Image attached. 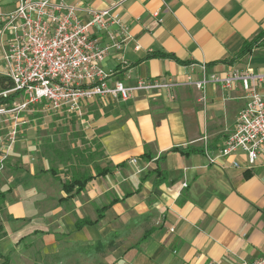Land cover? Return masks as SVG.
<instances>
[{
	"label": "crops",
	"instance_id": "crops-1",
	"mask_svg": "<svg viewBox=\"0 0 264 264\" xmlns=\"http://www.w3.org/2000/svg\"><path fill=\"white\" fill-rule=\"evenodd\" d=\"M118 1L68 3L102 10ZM13 8V0H0V13ZM117 12L130 40L103 62L111 80L184 82L200 78L201 65L219 76L264 72V0H126ZM245 102L236 84L140 93L110 104L114 115L97 138L108 173L79 194L49 181L40 162L7 163L0 254L8 264L46 257L50 264H233L264 257V155L253 166L241 153L209 165L203 152L205 143L213 152L224 145ZM102 211L96 225L76 228Z\"/></svg>",
	"mask_w": 264,
	"mask_h": 264
},
{
	"label": "built area",
	"instance_id": "built-area-1",
	"mask_svg": "<svg viewBox=\"0 0 264 264\" xmlns=\"http://www.w3.org/2000/svg\"><path fill=\"white\" fill-rule=\"evenodd\" d=\"M125 1L98 10L68 0H13L14 8L0 13V76L12 84L11 89L0 92V97L19 95L12 108L0 107V116L40 104L56 113L78 115L86 105L109 106L140 93L154 96L187 86L203 90L209 85L228 90L239 84L246 102L233 129L221 148L213 152L205 143L203 152L209 165L241 153L247 165L253 166L264 155V94L258 92L264 72L233 70L219 76L207 73L201 65L200 78L186 77L184 82L137 79L127 84L111 80L113 73L104 70L103 62L112 53L119 54L130 40L117 12ZM101 33L105 42L98 36ZM232 166L238 167L236 162ZM233 264H264V257Z\"/></svg>",
	"mask_w": 264,
	"mask_h": 264
},
{
	"label": "rangeland",
	"instance_id": "rangeland-1",
	"mask_svg": "<svg viewBox=\"0 0 264 264\" xmlns=\"http://www.w3.org/2000/svg\"><path fill=\"white\" fill-rule=\"evenodd\" d=\"M112 115L108 106L93 103L82 107L78 115L56 113L40 104L0 116V177L7 163L21 164L22 157L31 163L40 162L41 169L58 170L62 179L70 162L82 171L102 167L104 156L96 147L97 138L106 132ZM68 158L70 161L62 166ZM47 177L52 181L49 174ZM53 184L60 189L56 181ZM36 264H50L49 258Z\"/></svg>",
	"mask_w": 264,
	"mask_h": 264
},
{
	"label": "trees",
	"instance_id": "trees-1",
	"mask_svg": "<svg viewBox=\"0 0 264 264\" xmlns=\"http://www.w3.org/2000/svg\"><path fill=\"white\" fill-rule=\"evenodd\" d=\"M250 47H251V44L244 45V47L241 50V53H245L246 51H249ZM159 56L166 57L165 55H159ZM11 88H12V84L10 83V81L0 76V92L7 91ZM18 95L19 93H12L6 97H0V107L10 109L12 107V104L17 99ZM96 147L99 148L100 150V145L98 143ZM171 151L179 152L180 154L184 156H187L191 153V151L190 152L185 151L178 147L172 148ZM72 155L75 156L76 153H72ZM142 159L145 161H148L151 158L147 153H145L142 156ZM69 161H70L69 158L66 159L62 166H66V164ZM66 169L67 170L64 171V176H65L64 179L61 178L60 172L56 169H48L45 172L42 171V173H48L53 179L60 182L61 188L66 194H72V195L79 194L80 192L84 191L87 183L93 180L95 177H101L105 175L106 173H108V170L106 168H101L99 166H94L93 171H87V170L82 171L78 169V166L73 165L71 162L69 163ZM3 198H4V195L0 194V202L3 201ZM60 201H62V199ZM102 216H103V211L98 213L97 219L95 221H88V220L77 221L75 226L77 229H81L86 225H96L98 221L102 218ZM0 232H1V228H0ZM0 260H2L1 264H8L9 257L2 256L0 254Z\"/></svg>",
	"mask_w": 264,
	"mask_h": 264
}]
</instances>
